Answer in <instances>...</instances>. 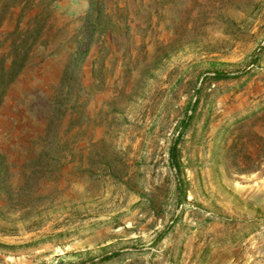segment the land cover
<instances>
[{"label":"rangeland","instance_id":"1","mask_svg":"<svg viewBox=\"0 0 264 264\" xmlns=\"http://www.w3.org/2000/svg\"><path fill=\"white\" fill-rule=\"evenodd\" d=\"M16 52L0 264H264V0H0Z\"/></svg>","mask_w":264,"mask_h":264},{"label":"trees","instance_id":"2","mask_svg":"<svg viewBox=\"0 0 264 264\" xmlns=\"http://www.w3.org/2000/svg\"><path fill=\"white\" fill-rule=\"evenodd\" d=\"M24 64V53L16 52V54L11 58L9 65L6 69L3 66L0 67V85H6L10 80H12L22 69ZM228 74L224 72H214L216 78L227 77ZM116 252H111L103 256L102 258H108L115 255Z\"/></svg>","mask_w":264,"mask_h":264}]
</instances>
